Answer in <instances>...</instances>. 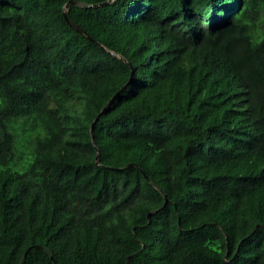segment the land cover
<instances>
[{
  "label": "trees",
  "instance_id": "16d2710c",
  "mask_svg": "<svg viewBox=\"0 0 264 264\" xmlns=\"http://www.w3.org/2000/svg\"><path fill=\"white\" fill-rule=\"evenodd\" d=\"M69 1L0 0V264H264V0Z\"/></svg>",
  "mask_w": 264,
  "mask_h": 264
},
{
  "label": "water",
  "instance_id": "95a60500",
  "mask_svg": "<svg viewBox=\"0 0 264 264\" xmlns=\"http://www.w3.org/2000/svg\"><path fill=\"white\" fill-rule=\"evenodd\" d=\"M72 4L80 5L81 3H79V2H77V1H75V0H70V1L67 3V5H66V7H65V8H66L65 18H66L67 22H68L72 27H74L76 30H78V31H80L81 33H83L84 35H86L90 40L96 42V40L93 39L89 34H87V32H86L85 30H83V29L80 28L78 25H76L75 23H73V22L70 20V18L68 17L67 10L70 8V6H71ZM160 192L164 195V197H165V204H167V202H168L167 196L164 194V192H163L162 190H160ZM149 215H151V214H149ZM52 259L54 260L53 257H52Z\"/></svg>",
  "mask_w": 264,
  "mask_h": 264
}]
</instances>
